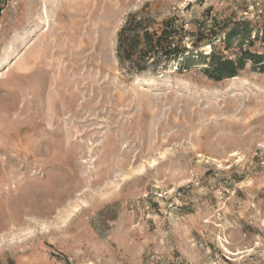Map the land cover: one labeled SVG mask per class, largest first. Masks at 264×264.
I'll list each match as a JSON object with an SVG mask.
<instances>
[{"label":"rangeland","instance_id":"374dc122","mask_svg":"<svg viewBox=\"0 0 264 264\" xmlns=\"http://www.w3.org/2000/svg\"><path fill=\"white\" fill-rule=\"evenodd\" d=\"M260 65L264 0H5L0 264H264Z\"/></svg>","mask_w":264,"mask_h":264},{"label":"trees","instance_id":"16d2710c","mask_svg":"<svg viewBox=\"0 0 264 264\" xmlns=\"http://www.w3.org/2000/svg\"><path fill=\"white\" fill-rule=\"evenodd\" d=\"M5 0H0V12L2 10V3H4ZM143 37L146 41L145 47L142 50V52H151L157 50V46H154L152 44V41L150 39H147L149 36V33L147 31H144ZM233 33V32H232ZM231 33H227V35H230ZM127 34H125V29L122 31L120 35V57L122 59H131L132 53L135 51V48L133 49V46L128 45L126 43ZM163 37L170 38L171 36L167 35L165 32L163 33ZM159 44V43H158ZM161 52L162 55L165 57L166 61L168 60H175L178 58L179 54L184 53L185 51H182L180 47L176 44H173L166 39V44L164 47L161 46ZM259 56V55H257ZM255 55H252L249 53V51H244L241 53V55L238 57L237 60H232L227 57L217 56L215 52L211 51L209 55V62L204 67L203 72L210 78L218 81L223 78H230L237 75V72L239 69H241L246 60L249 59L252 63L257 64L260 62V57H257ZM134 63V62H132ZM138 65L135 66V64H132L131 68H136ZM187 68L184 67L183 69ZM259 70L264 71V65H260Z\"/></svg>","mask_w":264,"mask_h":264}]
</instances>
